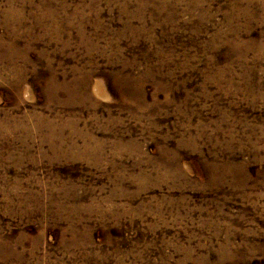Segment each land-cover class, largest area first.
<instances>
[{"label":"rangeland","instance_id":"374dc122","mask_svg":"<svg viewBox=\"0 0 264 264\" xmlns=\"http://www.w3.org/2000/svg\"><path fill=\"white\" fill-rule=\"evenodd\" d=\"M0 264H264V0H0Z\"/></svg>","mask_w":264,"mask_h":264}]
</instances>
